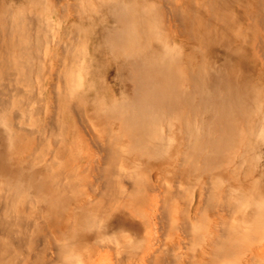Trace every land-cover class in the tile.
<instances>
[{"label":"bare ground","instance_id":"bare-ground-1","mask_svg":"<svg viewBox=\"0 0 264 264\" xmlns=\"http://www.w3.org/2000/svg\"><path fill=\"white\" fill-rule=\"evenodd\" d=\"M242 65L264 0H0V264H264Z\"/></svg>","mask_w":264,"mask_h":264},{"label":"rangeland","instance_id":"rangeland-1","mask_svg":"<svg viewBox=\"0 0 264 264\" xmlns=\"http://www.w3.org/2000/svg\"><path fill=\"white\" fill-rule=\"evenodd\" d=\"M238 6V5H237ZM240 9L237 7V9L235 10L236 11V16L233 18V20H231V26L233 27V32H235L236 30H237V28H238V26H240L241 24H239L240 23V16H242V15H244L243 13H241L240 11H239ZM244 24V23H243ZM246 24V23H245ZM246 25H248V22H247V24ZM247 29H248V27H247ZM245 32H247V37H249L250 36V31L248 30V31H246L245 30ZM244 37H245V35H244ZM211 50V47L209 48V51ZM237 68V70L239 71V74H242V77H244V73L245 72H247V76H248V74L251 72L250 71V67L248 66V65H242V66H237L236 67ZM251 73H253V72H251ZM262 81H264V78L263 79H261ZM261 80H259L258 79V74H256V73H253V83H256V82H260V83H262V81ZM260 244V243H259ZM258 244V245H259ZM261 246V249H262V243L260 244ZM258 255V254H257ZM250 256L251 255H248L247 256V263L248 262H251L252 260H251V258H250Z\"/></svg>","mask_w":264,"mask_h":264}]
</instances>
